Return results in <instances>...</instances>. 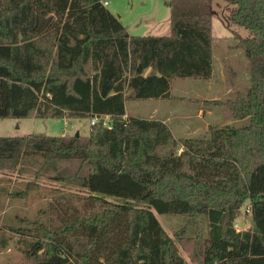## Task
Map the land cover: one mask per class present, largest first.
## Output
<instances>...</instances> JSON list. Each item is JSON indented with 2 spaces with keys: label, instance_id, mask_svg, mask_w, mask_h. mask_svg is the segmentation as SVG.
I'll return each mask as SVG.
<instances>
[{
  "label": "trees",
  "instance_id": "obj_1",
  "mask_svg": "<svg viewBox=\"0 0 264 264\" xmlns=\"http://www.w3.org/2000/svg\"><path fill=\"white\" fill-rule=\"evenodd\" d=\"M226 1L237 4L232 23L250 33L239 45L251 84L212 103L250 123L177 139L162 120L126 116V100L170 98L172 79L213 76L212 0L167 1V35L130 34L104 0H0V118L112 122L88 136L0 135V169L89 193L54 196L50 227H34L35 264H190L155 211L205 217L200 264H264V0ZM243 206L253 220L238 231Z\"/></svg>",
  "mask_w": 264,
  "mask_h": 264
},
{
  "label": "rangeland",
  "instance_id": "obj_2",
  "mask_svg": "<svg viewBox=\"0 0 264 264\" xmlns=\"http://www.w3.org/2000/svg\"><path fill=\"white\" fill-rule=\"evenodd\" d=\"M167 1L169 0H109L107 7L120 18L132 35H167L170 33V9L166 4ZM236 8L237 4L226 0H212L215 57L213 76L209 79L174 78L171 81V97L161 101L163 109L182 106L186 108V112L196 114L197 110L204 108L205 111L212 109L213 114L206 115L205 119H193L194 121L175 120L173 123L176 127L181 126L183 129L187 124L197 121L202 124L205 120L210 125L219 126H244L250 123V117L235 119L227 106L216 103L213 105L211 101L202 102L215 96L223 101L233 99L238 92L246 94L250 87L249 61L245 49L239 45L241 39L248 38L250 33L246 27L232 23L230 15ZM152 102L128 98L126 116L149 117L153 108ZM90 127V117L71 118L68 121L66 118L58 117L0 118L2 136L31 133L71 136L78 131L81 136H88ZM204 128L199 129L198 133L177 136V139L206 137L209 130ZM181 147L177 150V154L181 153ZM27 182L39 184L40 188L23 197L0 193V264H35L31 242L39 240V237L34 227L36 224L50 227L48 211L54 196L62 192L79 196L89 194L85 189L64 185L50 177L36 179L30 174L20 173L17 170L0 169V186L9 191L24 190ZM109 200L115 201L113 198ZM155 213L163 228L175 241L178 252L190 264H200L196 258H193V254L197 251L201 238L208 235L209 226L205 217L160 214L157 211ZM250 215L248 206H243L235 220V228L242 231L249 229Z\"/></svg>",
  "mask_w": 264,
  "mask_h": 264
},
{
  "label": "crops",
  "instance_id": "obj_3",
  "mask_svg": "<svg viewBox=\"0 0 264 264\" xmlns=\"http://www.w3.org/2000/svg\"><path fill=\"white\" fill-rule=\"evenodd\" d=\"M155 71L151 68L147 69L145 71L146 74H149V73H154ZM163 99H166V98H151V99H144L145 101H148V102H152L153 103V108H152V111L149 115V117L145 118L144 119H158V120H162L164 121L165 123H167L169 125V127L171 128L174 136L177 138V136H183L185 134H194V133H198L202 127L204 128V130L208 129V126H210V123L208 121L205 120L204 123L202 124H199V123H194L192 122V124H187L185 126V128L182 129V127H176L174 125V121L175 120H184V121H194V120H197V119H200V118H204L206 117V115H211L213 114V110L212 109H209V110H204V108H200L199 110H197V113L194 114V113H190V112H186V108L182 107V106H175V107H166L165 109L162 108V102ZM216 99H220L219 97L215 96L213 97L212 99H204L202 100L203 103L205 102H212L213 100H216ZM184 100V99H183ZM195 100V99H194ZM156 101V102H154ZM214 105V103H211ZM128 114V113H127ZM142 118V117H140ZM69 119L71 118H66V121H68ZM194 119V120H193ZM200 126V128H199Z\"/></svg>",
  "mask_w": 264,
  "mask_h": 264
},
{
  "label": "built area",
  "instance_id": "obj_4",
  "mask_svg": "<svg viewBox=\"0 0 264 264\" xmlns=\"http://www.w3.org/2000/svg\"><path fill=\"white\" fill-rule=\"evenodd\" d=\"M103 3L105 4V6H107L109 4V0H104ZM100 120L103 121L104 126H106L108 128L112 127V122H111V118L109 115L91 117V125L98 123ZM180 151H182V149Z\"/></svg>",
  "mask_w": 264,
  "mask_h": 264
},
{
  "label": "water",
  "instance_id": "obj_5",
  "mask_svg": "<svg viewBox=\"0 0 264 264\" xmlns=\"http://www.w3.org/2000/svg\"><path fill=\"white\" fill-rule=\"evenodd\" d=\"M76 136H80V132L78 131L76 134H75ZM249 220L250 221H252L253 220V217H252V215L249 217Z\"/></svg>",
  "mask_w": 264,
  "mask_h": 264
}]
</instances>
